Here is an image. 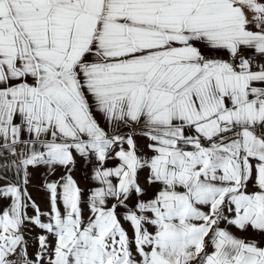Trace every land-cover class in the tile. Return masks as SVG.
<instances>
[{"label":"snow or ice","instance_id":"obj_1","mask_svg":"<svg viewBox=\"0 0 264 264\" xmlns=\"http://www.w3.org/2000/svg\"><path fill=\"white\" fill-rule=\"evenodd\" d=\"M0 264H264V0H0Z\"/></svg>","mask_w":264,"mask_h":264},{"label":"crops","instance_id":"obj_2","mask_svg":"<svg viewBox=\"0 0 264 264\" xmlns=\"http://www.w3.org/2000/svg\"><path fill=\"white\" fill-rule=\"evenodd\" d=\"M34 195H36V194L34 193Z\"/></svg>","mask_w":264,"mask_h":264}]
</instances>
